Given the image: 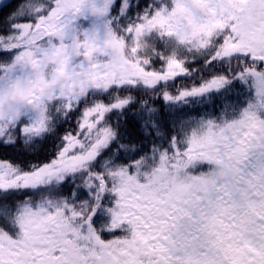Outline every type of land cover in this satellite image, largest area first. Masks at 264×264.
I'll return each instance as SVG.
<instances>
[{"label":"snow or ice","instance_id":"snow-or-ice-1","mask_svg":"<svg viewBox=\"0 0 264 264\" xmlns=\"http://www.w3.org/2000/svg\"><path fill=\"white\" fill-rule=\"evenodd\" d=\"M10 150L0 264H264V0H0Z\"/></svg>","mask_w":264,"mask_h":264},{"label":"trees","instance_id":"trees-1","mask_svg":"<svg viewBox=\"0 0 264 264\" xmlns=\"http://www.w3.org/2000/svg\"><path fill=\"white\" fill-rule=\"evenodd\" d=\"M5 12L8 11L7 8L4 9ZM137 122L129 115L128 120H127V128L129 131L135 133V130L137 128ZM0 158H7V159H15L17 161L23 159L24 157L20 153L19 150L13 152V151H8V152H2L0 153ZM103 220H107V215L101 214L98 220V223H102Z\"/></svg>","mask_w":264,"mask_h":264},{"label":"rangeland","instance_id":"rangeland-1","mask_svg":"<svg viewBox=\"0 0 264 264\" xmlns=\"http://www.w3.org/2000/svg\"><path fill=\"white\" fill-rule=\"evenodd\" d=\"M109 219H110V217L107 216V220L106 221L103 220L102 223H107Z\"/></svg>","mask_w":264,"mask_h":264},{"label":"water","instance_id":"water-1","mask_svg":"<svg viewBox=\"0 0 264 264\" xmlns=\"http://www.w3.org/2000/svg\"><path fill=\"white\" fill-rule=\"evenodd\" d=\"M9 1H10V0H3L4 3H7V2H9Z\"/></svg>","mask_w":264,"mask_h":264},{"label":"bare ground","instance_id":"bare-ground-1","mask_svg":"<svg viewBox=\"0 0 264 264\" xmlns=\"http://www.w3.org/2000/svg\"><path fill=\"white\" fill-rule=\"evenodd\" d=\"M10 2V1H9Z\"/></svg>","mask_w":264,"mask_h":264}]
</instances>
